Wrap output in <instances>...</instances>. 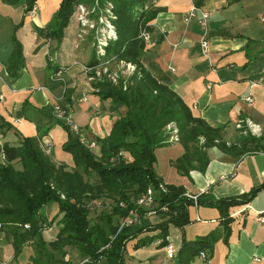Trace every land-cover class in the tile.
<instances>
[{
  "label": "crops",
  "instance_id": "crops-1",
  "mask_svg": "<svg viewBox=\"0 0 264 264\" xmlns=\"http://www.w3.org/2000/svg\"><path fill=\"white\" fill-rule=\"evenodd\" d=\"M59 1L35 0L34 12L23 16V3L12 5L0 0V135L3 142L17 145L20 136H37L35 123L48 127L37 140L39 147L49 142L51 159L69 168L70 156L60 147L66 133L55 123L54 106L65 110L80 127L86 140L93 143L91 151L96 157L99 147L94 138L108 134L123 107L111 110L110 100L94 93L92 82L97 79L92 78L91 69L84 70L89 67L93 39L81 32L75 12L59 43L37 37L35 27L49 22ZM191 4L192 0H146V5L157 11L147 23L151 44L144 47L140 62L143 66L153 63L168 76L170 89L192 116L218 128L219 142L238 144L242 133L236 123L249 119L258 125L260 147L241 155L235 150L224 152L216 144L205 147L204 169H188L183 174L174 166L183 146L168 137L167 145L154 149V170L164 184L181 185L187 195L203 200L237 196L264 181V0H203L201 7L209 13L206 32L184 19ZM21 17L22 24L14 29ZM12 34L21 44L24 60L19 76L13 80L7 78L3 68L12 49ZM203 37L208 42L206 56L201 55L199 47ZM54 68L61 71L59 83L49 79ZM64 88L69 90L68 100ZM246 95L251 96V104L240 100ZM14 166L19 168L18 164ZM39 212L50 223L41 230L43 240L49 242L60 228V214L54 202L43 205ZM228 215L231 220L224 241L217 209L190 204L187 222L181 227L170 225L166 242L175 247L182 237L191 240L211 234L214 241L207 264H264V220H256L257 215L264 216V188L249 201L229 207ZM158 221L159 214H153L143 215L134 223L140 226ZM155 234L157 230L144 231L137 238ZM154 237L137 248H133L137 238L126 241L124 263L177 264L176 253L167 258L163 246H159L160 239ZM31 244L25 243L14 256L8 228L0 227V264H30ZM85 259L72 246L65 247L63 260L68 264H89Z\"/></svg>",
  "mask_w": 264,
  "mask_h": 264
},
{
  "label": "trees",
  "instance_id": "trees-1",
  "mask_svg": "<svg viewBox=\"0 0 264 264\" xmlns=\"http://www.w3.org/2000/svg\"><path fill=\"white\" fill-rule=\"evenodd\" d=\"M2 1L12 5L23 3L24 16L35 0ZM202 1L192 0V3L201 7ZM79 2L96 4L99 10L108 8L109 14L104 16L112 29V36L107 38L100 56L95 53L96 42L93 39L92 55L87 66H95L113 57V60L133 64L135 72H132L126 86H121L120 82L111 84L106 80L92 82L94 93L101 99L110 100L111 110L123 107L108 134L94 138L99 147L98 157L81 144L69 126L58 118L54 119L55 123L66 133L60 147L70 156L72 165L69 168L63 163L54 162L39 147L37 140L48 127L41 128L35 123L36 137L20 136L17 145L3 142L0 227L8 228L13 255L16 256L22 246L30 242L33 251L30 264H68L63 260L67 246L74 247L89 264H124L126 241L137 238L144 231L157 230L154 236L160 239L159 246H163L168 227H181L187 222V206L190 204H204L217 209L222 240L225 241L231 220L228 208L249 201L264 188V181L237 196L204 200L195 196L193 202L181 185L164 184L156 175L154 149L167 145L170 131L166 125L172 124L176 129V140L184 149L174 166L186 174L188 169H204L207 161L203 151L205 147L216 144L224 152L235 150L236 155H241L258 150V138L242 134L236 145L219 142L218 128L192 116L187 105L170 89L168 76L153 63L146 66L141 64L145 48L139 34L142 29L150 31L147 23L157 11L146 5V0H60L49 22L43 27H35L37 37L54 39L58 43ZM22 19L14 29L22 24ZM11 43L12 49L3 68L7 78L13 80L19 76L24 60L21 44L14 34ZM68 92L64 88L65 100H68ZM120 151L128 154L130 159H118L111 163L109 159ZM194 161L197 164H193ZM14 164H18L19 168L13 167ZM85 176L94 179L91 182ZM159 184L163 185L164 191L159 190ZM147 187L154 191L155 207L167 204V210H156L158 222L140 226L132 223L118 228L120 220L128 216L129 210L135 209V219L144 215L145 210L136 207L134 201ZM97 201L100 202L99 207L95 206ZM52 202L60 214V228L53 240L45 242L41 230L47 222L39 211L43 205ZM24 223L28 224V228L22 227ZM154 236L137 238L133 248L146 245ZM213 241L211 234L196 236L191 240L182 237L176 251L177 264H207Z\"/></svg>",
  "mask_w": 264,
  "mask_h": 264
},
{
  "label": "built area",
  "instance_id": "built-area-1",
  "mask_svg": "<svg viewBox=\"0 0 264 264\" xmlns=\"http://www.w3.org/2000/svg\"><path fill=\"white\" fill-rule=\"evenodd\" d=\"M78 9L81 11L82 8L78 7ZM108 9V8H107ZM34 12V7L32 6L31 10L28 13H33ZM109 13V12H107ZM208 18H209V13L207 10L203 9L202 7L196 6L195 4H191L190 8L188 9V11L184 14V19L186 21H193L194 23H196L198 26H200L204 32H206V27H207V22H208ZM105 21H108L107 19H105ZM83 23V22H82ZM97 40H96V54L98 56L102 55L103 53V49L102 47L106 44V40L107 38H109L110 36H112V29H111V25L108 24V26H103L102 31L99 32V34L97 33ZM139 36L142 38V41L144 43V47H148L151 42H150V38H149V33L148 31L142 29L140 31ZM199 47H200V52L201 55L206 56L207 54V48H208V42L205 39V37L201 38L200 42H199ZM108 61L104 60L99 62L98 64H96L95 66H90V67H84V70H89V69H94L96 68L97 65H102V64H106ZM172 69V68H170ZM134 71V65L133 64H125V68L122 71V74H131ZM121 73V72H120ZM108 77L111 78L112 82H115V74H107ZM51 79H56L61 81L62 77H61V71L60 70H56L52 73V75L50 76ZM1 98V95H0ZM240 100H243L244 102H246L247 104H251L252 102V98L249 95L246 96H242L240 97ZM54 112L56 113V118L61 119L64 121L65 124H67L69 126L70 131L76 136V138L78 139V141L87 146V147H92L93 143L92 142H88L85 138V136L83 135L81 129L79 126H77L75 123H73L70 119V117L68 116V114L66 113L65 110H62L60 108H58L57 106H54L53 108ZM236 129L239 130L240 133L242 134H249L253 137H259V128L258 125L256 123H254L253 121L246 119L244 121H238L236 123ZM166 128L169 129L170 131V139H177V135L175 133V127L172 124H168L166 125ZM2 138L0 135V160L3 161L4 160V155L2 153ZM49 147H50V143L49 142H45L44 146L42 147L43 151L46 154H49ZM120 155H125L124 152L120 151L118 153H116L115 155H113L109 161L111 163L117 161L120 158ZM159 190L164 191L163 185L159 184ZM186 196L190 199L193 200V202L195 201V196L193 195H187ZM100 202L97 201L95 203V206L99 207ZM119 205L121 207H124V205L122 203H119ZM134 205L136 207H140L143 208L144 211V215H153L156 214V210H160L161 212H165L167 210V204H163L159 207H155V203H154V191L153 189H151V187H147L145 189V191L138 196L135 201H134ZM135 210V209H134ZM134 210H129L128 211V216L121 219L119 224H118V228L122 227V226H126V225H130L132 223H134L135 221V217H134ZM256 220L258 221H263L264 220V216H260L257 215L256 216ZM23 228H28V224L24 223L22 225ZM163 250L165 253V256L167 258H173L174 254L176 253L174 247L172 246V244L170 242H166L163 245ZM202 256V254L200 255V257ZM255 260V259H254ZM84 261H87V259H85Z\"/></svg>",
  "mask_w": 264,
  "mask_h": 264
},
{
  "label": "rangeland",
  "instance_id": "rangeland-1",
  "mask_svg": "<svg viewBox=\"0 0 264 264\" xmlns=\"http://www.w3.org/2000/svg\"><path fill=\"white\" fill-rule=\"evenodd\" d=\"M76 14L75 18L78 20L79 23V28L82 30L81 32L83 33L84 36L86 37H91L92 39L97 40V33L99 34L100 31H102L103 26H108L110 24L108 21H105L106 17L104 14H109L107 12V8H101V10L98 9V6L95 4H84L83 2H79L76 6ZM78 7H81L82 10L80 11ZM83 22V23H82ZM57 43V42H56ZM59 43V42H58ZM96 46V45H95ZM113 57H109L107 59L106 64H100L97 65L96 68L91 69L92 71V78L97 79V80H106V82H109L111 84H118V82L121 83V86H126L128 84V80L131 77V74H122L123 69L125 68V64H131L130 62H125L122 60H113ZM112 64V66H110ZM86 71V70H85ZM121 72V73H120ZM135 72V71H134ZM107 74H115V82L111 81V78L107 76ZM90 151L92 150L91 147H87ZM93 153V151H91ZM94 154V153H93ZM100 154V152H99ZM95 155V154H94ZM130 157L128 154L125 153V155H120L119 160H124L127 161L129 160ZM115 163V162H114ZM13 167H15L13 165ZM85 178L88 181H93L92 176H85ZM96 212V211H95ZM50 223L45 224L43 226L44 228H47ZM141 234V233H140ZM74 248V247H73ZM175 251H177V246L174 247ZM177 256V253L175 254V257ZM177 258V257H176ZM127 261V259H126ZM126 264V262L124 263ZM128 264V262H127Z\"/></svg>",
  "mask_w": 264,
  "mask_h": 264
}]
</instances>
